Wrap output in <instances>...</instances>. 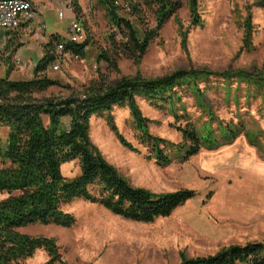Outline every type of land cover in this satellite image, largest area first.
<instances>
[{"label":"rangeland","instance_id":"rangeland-1","mask_svg":"<svg viewBox=\"0 0 264 264\" xmlns=\"http://www.w3.org/2000/svg\"><path fill=\"white\" fill-rule=\"evenodd\" d=\"M58 1L47 2L46 28L42 30L48 36L56 33L65 42L70 14L64 8L63 17H57ZM258 1L198 0L203 25L192 27L185 0H181L177 17L187 31L185 47L175 21L170 19L160 30V38L151 43L138 63L120 56L115 57V67H110L103 61H97L101 50L109 49L106 36L112 31L104 11L93 6L90 0H77L84 12L80 22H85L83 28L88 42L85 54L77 59L64 56L57 70L49 67L47 76L56 80L59 86L51 87L36 97L80 95L92 84L103 82L110 86L122 77H132L137 73L144 78H159L180 69H203L211 73L240 69L264 75V7H260ZM248 8L252 39L246 46L243 22ZM2 39L0 30V42ZM14 45L0 59V78L6 77L8 72L13 73L11 80L31 79L33 69L26 71L23 65L17 68L13 65L10 57ZM16 55L22 64L26 62L29 67L35 66L41 58L39 55L33 57L29 50L28 61L23 59L25 53ZM211 85L219 88L209 87ZM228 85V101L221 89L225 86L221 78L210 76L209 81L199 84V87L203 91V100L223 124L238 123L242 119L253 134L261 131L258 136L260 150L249 146L245 136L240 135L230 145L214 151L201 149L185 161L174 154L169 165L159 166L148 157L147 147L139 144L128 109L113 108L111 114L119 133L138 153L126 149L116 140L104 117L93 116L90 119L91 143L131 186L155 194L184 189L194 191V196L168 217L149 224L136 223L78 199L63 208L75 218L71 228L36 224L18 232L53 239L62 260L68 264H179L181 255L186 258L205 257L230 245L264 242V225L260 227V220L264 219V107L259 97L253 99L250 95L249 99L246 98L243 84L230 81ZM181 95L184 111L176 103L178 115L187 113L192 121L199 111L193 98L188 94ZM234 96L237 101H234ZM138 106L143 116L150 120L148 128L153 136L174 144L181 142L176 128L184 126L186 121H176L167 109L157 108L142 99H138ZM205 119L203 117L202 120ZM7 134L8 128L0 127L3 147ZM169 151L173 154V150ZM78 162L76 159L63 164L60 168L62 175L67 178L77 176L80 173ZM6 197L2 194L0 200ZM48 260L45 251L37 250L21 264H46ZM236 264L247 263L241 261Z\"/></svg>","mask_w":264,"mask_h":264},{"label":"trees","instance_id":"trees-1","mask_svg":"<svg viewBox=\"0 0 264 264\" xmlns=\"http://www.w3.org/2000/svg\"><path fill=\"white\" fill-rule=\"evenodd\" d=\"M90 2L104 11L107 24L112 29L106 36L109 49L101 50L97 61L115 67V57L123 56L138 63L151 43L160 38V30L170 19L175 21L185 47L187 31L177 17L181 0ZM257 4L264 7V0ZM185 5L190 25L201 27L203 21L198 11V0H185ZM69 6L75 20L80 22L83 13L77 0H69ZM82 22L81 25H85ZM243 29V40L247 46L252 39L249 8ZM60 43L64 45V53L79 58L84 56L88 45L86 33L81 44L64 42L59 35L52 34L42 45L43 55L34 66L30 80H9L8 72L6 77L0 78V127L8 128L5 146L0 143V195H7L0 200V264H21L37 250L47 253L49 260L46 264H68L62 260L53 239L33 237L18 232V229L36 224L71 228L75 218L63 208L74 200L96 204L127 221L149 224L168 217L194 196V191L189 189L155 194L131 186L91 143L89 129L93 116L104 117L116 140L126 149L138 153L119 133L111 114L113 108L128 109L139 144L147 147L148 157L159 166L169 165L174 154L185 161L201 149L214 151L230 145L240 135L245 136L249 146L261 149L258 140L261 131L253 134L242 119L238 123L223 124L203 100L199 84L207 83L210 76L221 78L225 83L221 89L228 101V84L235 81L245 86L246 98L249 99L250 95L253 99L259 97L264 107L263 74L240 69L213 73L203 69H180L159 78H144L137 73L132 77H122L110 86L103 82L95 86L92 84L80 95L36 97L51 87L59 86L56 80L47 76V69L55 60L54 50ZM13 45L8 41L4 53ZM19 47V44L14 45V49ZM209 87L219 88L214 85ZM181 93L193 98L199 111L192 121L187 113L178 115L176 103L184 111L180 102ZM138 99L167 109L176 121H186L184 126L176 128L181 142L174 144L153 136L148 128L150 120L143 116ZM233 99L237 101L236 96ZM203 117L206 119L202 120ZM169 149L173 150V154ZM76 159L80 173L72 178L64 177L61 166ZM180 258L179 264H236L241 261L264 264V242L230 245L205 257L186 258L181 255Z\"/></svg>","mask_w":264,"mask_h":264},{"label":"crops","instance_id":"crops-1","mask_svg":"<svg viewBox=\"0 0 264 264\" xmlns=\"http://www.w3.org/2000/svg\"><path fill=\"white\" fill-rule=\"evenodd\" d=\"M50 0H34V9L30 14V18L26 21H21L19 27L16 30H1V33L3 34V39L2 42H0V59L3 58L4 56V48L5 45L8 41H11L13 43L19 44V48H15L14 51L12 52V55L10 59L13 61V65L17 67H21L22 65L24 66V69L27 71L28 69H33L34 65L28 66V64L25 62V64H22V61L17 57L16 54L18 53H25L23 59L24 61H28L27 59V51L29 50L31 54H33V57H36L39 55V57H42V44L46 43L48 41L49 36L46 34L44 31L46 28L45 25V9L47 2ZM69 0H59L57 2V7L56 9L57 14L61 10L60 4L63 5L62 10L67 7H64ZM82 7V6H81ZM70 14V20L75 19L71 9L67 8ZM84 11V10H83ZM84 13V12H83ZM58 17V16H57ZM38 26H41V29L38 28ZM44 29V30H42ZM40 31V32H38ZM41 31H44L41 33ZM56 34V33H55ZM52 35V34H51ZM44 39V40H42ZM33 42L34 45H30L29 43ZM8 55V54H7ZM9 56V55H8ZM8 56L5 55L7 58ZM66 56V55H65ZM64 57V56H63ZM16 58L20 60V65L16 64ZM12 74L10 73L8 75V79H12ZM30 80V77L27 79H24V81ZM260 227L264 225V219L260 220ZM22 229V228H20ZM260 229V228H259ZM19 230V229H18ZM254 242H259V241H254Z\"/></svg>","mask_w":264,"mask_h":264},{"label":"built area","instance_id":"built-area-1","mask_svg":"<svg viewBox=\"0 0 264 264\" xmlns=\"http://www.w3.org/2000/svg\"><path fill=\"white\" fill-rule=\"evenodd\" d=\"M58 12L59 18L63 17L62 7ZM70 9L69 1L64 6ZM34 9V0H0V29L2 30H16L21 21H26L30 18V14ZM44 40V39H42ZM85 40V33L83 26L80 22L72 19L68 23L67 28V42L71 44H81ZM64 45L60 43L56 45L54 50L55 60L51 64L53 70H57L59 62L63 59V56L69 55L72 58H79L70 53H64ZM16 64L20 65V60L16 58Z\"/></svg>","mask_w":264,"mask_h":264}]
</instances>
